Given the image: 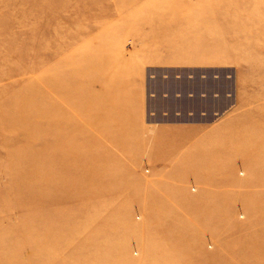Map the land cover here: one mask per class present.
Returning <instances> with one entry per match:
<instances>
[{
  "label": "rangeland",
  "instance_id": "1",
  "mask_svg": "<svg viewBox=\"0 0 264 264\" xmlns=\"http://www.w3.org/2000/svg\"><path fill=\"white\" fill-rule=\"evenodd\" d=\"M0 264H264V0H0Z\"/></svg>",
  "mask_w": 264,
  "mask_h": 264
}]
</instances>
